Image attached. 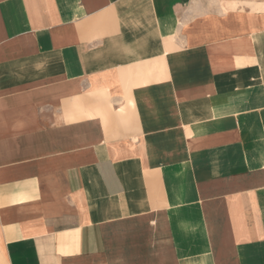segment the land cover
<instances>
[{"label":"crops","instance_id":"obj_1","mask_svg":"<svg viewBox=\"0 0 264 264\" xmlns=\"http://www.w3.org/2000/svg\"><path fill=\"white\" fill-rule=\"evenodd\" d=\"M0 264H264V0H0Z\"/></svg>","mask_w":264,"mask_h":264}]
</instances>
